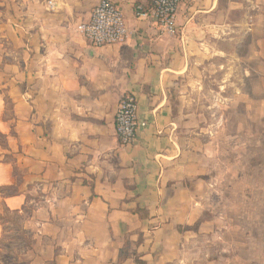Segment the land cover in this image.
Returning a JSON list of instances; mask_svg holds the SVG:
<instances>
[{
  "label": "crops",
  "instance_id": "obj_1",
  "mask_svg": "<svg viewBox=\"0 0 264 264\" xmlns=\"http://www.w3.org/2000/svg\"><path fill=\"white\" fill-rule=\"evenodd\" d=\"M49 1L0 0V208L22 216L47 264H114L126 242L124 264H213L198 248L215 222L214 177L194 139H180L197 125L171 99L186 96L179 81L197 79L208 55L228 65L231 40L245 36L244 76L263 84L264 0H187L174 35L138 17L149 0H112L132 34L104 47L77 31L101 0ZM127 91L147 126L122 147L115 118ZM4 233L0 217V251Z\"/></svg>",
  "mask_w": 264,
  "mask_h": 264
},
{
  "label": "rangeland",
  "instance_id": "obj_2",
  "mask_svg": "<svg viewBox=\"0 0 264 264\" xmlns=\"http://www.w3.org/2000/svg\"><path fill=\"white\" fill-rule=\"evenodd\" d=\"M231 41L228 65L208 55L195 68L197 79L179 81L186 96L179 100L173 93L171 101L176 111L181 109L183 119L187 115L197 125L180 127L178 135L184 145L194 139L204 159L201 163L215 182L214 204L208 211L215 222L209 239L199 241L200 260L264 264V110L258 109L264 81L261 85L254 76H244L246 65L239 58L247 54L248 37ZM9 116L7 111L4 117ZM0 142L5 144L4 136ZM203 154L210 156L202 158ZM0 217L5 224L0 264L53 263L34 253V236L24 228L22 216L0 208Z\"/></svg>",
  "mask_w": 264,
  "mask_h": 264
},
{
  "label": "built area",
  "instance_id": "obj_3",
  "mask_svg": "<svg viewBox=\"0 0 264 264\" xmlns=\"http://www.w3.org/2000/svg\"><path fill=\"white\" fill-rule=\"evenodd\" d=\"M186 1L149 0V8L139 3L135 5V10L138 17L152 19L162 33L174 35L177 31V13ZM48 3L51 8L55 7L52 0ZM77 31L93 47L123 44L132 34L124 11L112 0H101L93 8L90 18L78 25ZM138 110L136 94L127 91L119 101L115 118L116 134L122 147L132 145L139 129L147 126L146 121L139 119Z\"/></svg>",
  "mask_w": 264,
  "mask_h": 264
},
{
  "label": "trees",
  "instance_id": "obj_4",
  "mask_svg": "<svg viewBox=\"0 0 264 264\" xmlns=\"http://www.w3.org/2000/svg\"><path fill=\"white\" fill-rule=\"evenodd\" d=\"M145 214H143L142 212V216H144ZM199 225L196 224L195 226L193 227H186V229H190V228H197ZM130 244L129 242H126L124 244V246L121 248L120 250V254H119V258H118V261L114 264H124V262L128 259V257L130 256Z\"/></svg>",
  "mask_w": 264,
  "mask_h": 264
}]
</instances>
